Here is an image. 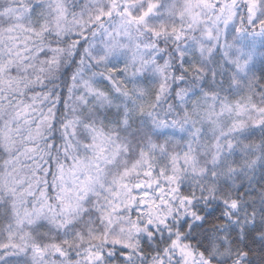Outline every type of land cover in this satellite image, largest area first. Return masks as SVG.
<instances>
[{
	"label": "snow or ice",
	"instance_id": "6c2138e0",
	"mask_svg": "<svg viewBox=\"0 0 264 264\" xmlns=\"http://www.w3.org/2000/svg\"><path fill=\"white\" fill-rule=\"evenodd\" d=\"M0 264H264V0H0Z\"/></svg>",
	"mask_w": 264,
	"mask_h": 264
}]
</instances>
